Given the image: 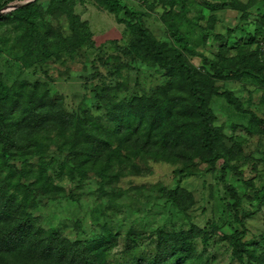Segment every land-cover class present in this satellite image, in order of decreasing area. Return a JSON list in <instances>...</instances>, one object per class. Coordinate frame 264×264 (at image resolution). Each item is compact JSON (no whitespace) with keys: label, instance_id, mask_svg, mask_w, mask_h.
Listing matches in <instances>:
<instances>
[{"label":"rangeland","instance_id":"rangeland-1","mask_svg":"<svg viewBox=\"0 0 264 264\" xmlns=\"http://www.w3.org/2000/svg\"><path fill=\"white\" fill-rule=\"evenodd\" d=\"M117 1L0 0V119L23 147L13 162L51 182L30 184L34 228L0 264H51V229L109 245L103 264H264V0ZM86 112L106 118L100 133L74 127ZM203 112L209 149L160 144L164 131L198 143ZM157 115L149 137L140 120ZM148 137L165 159L143 154Z\"/></svg>","mask_w":264,"mask_h":264},{"label":"trees","instance_id":"trees-1","mask_svg":"<svg viewBox=\"0 0 264 264\" xmlns=\"http://www.w3.org/2000/svg\"><path fill=\"white\" fill-rule=\"evenodd\" d=\"M101 2H104L108 5L110 9H117L120 4L117 0H99ZM143 43H147V39L143 37L141 39ZM148 48L151 51H156L155 48H152L149 44L147 45ZM159 57L163 60V62L167 65L170 64L169 58L170 56H164L163 51H157L156 52ZM183 67L186 71H188V68L185 64H183ZM0 93H4V90L2 89V85H0ZM6 96V95H5ZM6 98L1 95L0 101H4ZM202 107L199 108L201 111ZM111 115H114V110H110V114L108 116L111 119ZM203 118L202 122L204 124V128L206 131L204 132V136L199 137L198 143L195 144V140L192 138L188 141L189 135L185 134L184 138L175 142L172 140V137L174 135L173 131L170 132H163L162 137L158 140L161 145H168V144H185L189 149H194L196 152L203 151L205 149H209L210 147V141L209 137H206V135L209 132H216V129L209 123L208 121V115L203 112ZM84 116L85 119H81V117ZM80 116V118H74L75 124L74 127L79 130L80 132H83L84 134L87 133L88 130L91 128H94L92 126H96L95 130H97L96 133H100L101 125H103V122L106 120L102 119L101 117L98 120H95L94 116H91L86 112V115L83 114ZM30 120V117L28 118V122ZM152 120V121H150ZM98 121V122H97ZM150 121V122H148ZM144 122L143 130L147 133V135L150 137L153 133L155 136L159 135L161 131L163 130L164 126H159L157 124L158 122V115L156 118L152 117L147 121H143V117L140 120V126ZM148 122V123H146ZM94 130V131H95ZM147 138L146 146H148L145 150H143V154H146L149 156L150 159H155L157 161H161L166 158V155L164 153H167L166 148H162L157 144V142L151 140V138ZM153 137V135H152ZM99 141H103V139L99 138ZM188 141V142H187ZM149 145H148V144ZM105 146L99 148L96 150L97 154L96 157L91 156L94 158V163H99L100 161L104 160L105 151L109 150L107 147V143L104 142ZM152 147L154 150H152ZM21 145L16 141V139L12 136V134L8 131V128L5 125V119L4 116L0 119V171L4 172L5 170L8 171L7 174L2 175L0 174V258L7 262V260L10 258V255H12V248L16 247L14 246V242L20 239L18 237V234L21 233L23 235L22 238H25V236H28L32 232V228L34 226L30 224L33 218V214L31 210H34L35 203L32 200H28L27 196L29 197V194L32 193L34 189H32V185H39L40 189L44 191V193H47L48 190L51 188L48 185L51 184L50 181L45 180L46 176H37V177H31L29 175V171L25 170L24 168H20L19 163H14L13 159L16 155V150H20ZM144 151H147L146 153ZM153 153H152V152ZM194 152V153H196ZM90 157V158H91ZM89 158V159H90ZM88 160V159H86ZM13 162V163H12ZM62 165H65V162L62 163ZM66 166V165H65ZM81 166V165H80ZM80 166L78 165L76 168H73V172H80ZM101 165L98 166V169L96 170L97 175L99 178H103V174L100 170ZM81 173V172H80ZM103 175V176H102ZM101 178V180H102ZM16 179V180H14ZM24 189V190H23ZM236 196V195H234ZM42 231L43 228H40ZM40 232V230H38ZM41 231V232H42ZM45 232V231H44ZM44 236L47 237L46 244L44 249L41 251V254H45V258L47 261H50L51 264H55V262L62 261L66 254H71L70 257L72 259L71 262H66L64 264H74V260L77 261V264H103L99 262V257L103 251H107L109 249V245L105 248H102L101 251L99 248L94 253H91L88 250V244H80L81 242H75L70 241L68 238L64 237L60 233L55 232L53 229L50 230V232L44 233ZM163 233V232H162ZM108 237H101L99 242H104L107 240ZM114 239H117L116 236H114ZM164 237L160 236V240L162 241ZM142 237L135 236L132 239H128L126 241L127 246H130L135 251L141 250L143 247V244L141 243ZM172 238H165V241L169 242ZM15 254V253H14ZM57 254H61V260L59 258H56ZM8 255V256H7ZM239 258H242V251H239L238 253ZM55 258V259H54ZM171 259V258H170ZM168 260V259H167ZM169 261V260H168ZM167 262H164L163 264H166ZM4 264V263H3ZM63 264V263H61ZM126 264H159L156 261L151 263L150 258H139L138 260H133V262L128 261Z\"/></svg>","mask_w":264,"mask_h":264}]
</instances>
